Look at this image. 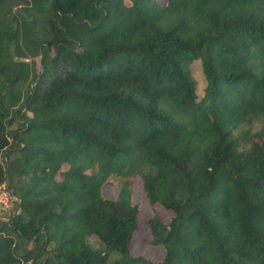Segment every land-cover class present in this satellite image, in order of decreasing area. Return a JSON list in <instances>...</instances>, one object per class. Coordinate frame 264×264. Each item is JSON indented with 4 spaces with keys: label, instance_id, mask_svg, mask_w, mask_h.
Instances as JSON below:
<instances>
[{
    "label": "trees",
    "instance_id": "trees-1",
    "mask_svg": "<svg viewBox=\"0 0 264 264\" xmlns=\"http://www.w3.org/2000/svg\"><path fill=\"white\" fill-rule=\"evenodd\" d=\"M7 171L0 264H264V0H0Z\"/></svg>",
    "mask_w": 264,
    "mask_h": 264
},
{
    "label": "rangeland",
    "instance_id": "rangeland-1",
    "mask_svg": "<svg viewBox=\"0 0 264 264\" xmlns=\"http://www.w3.org/2000/svg\"><path fill=\"white\" fill-rule=\"evenodd\" d=\"M191 73L196 80L198 92H201L203 78L197 61L193 62L191 65ZM3 187L0 189V219H6L9 213L15 212V205L12 202L8 191L5 189L4 184ZM103 193L108 197H115L116 187L111 185L104 186ZM132 201L138 203L139 205V216L137 218V228L134 232L131 244V251L134 255L142 254L145 257L157 259L161 256L162 250L148 242L149 234L146 222L150 218L151 209L146 202L145 196L140 189L139 182L136 179H134L132 183ZM158 210L160 211L164 221H168L170 219V212L161 208H158Z\"/></svg>",
    "mask_w": 264,
    "mask_h": 264
},
{
    "label": "water",
    "instance_id": "water-1",
    "mask_svg": "<svg viewBox=\"0 0 264 264\" xmlns=\"http://www.w3.org/2000/svg\"><path fill=\"white\" fill-rule=\"evenodd\" d=\"M6 170H7V168H6ZM8 177H9V176H8V171H7V174H6V181H5V184H4V185H5V189H8V182H9V181H8Z\"/></svg>",
    "mask_w": 264,
    "mask_h": 264
},
{
    "label": "built area",
    "instance_id": "built-area-1",
    "mask_svg": "<svg viewBox=\"0 0 264 264\" xmlns=\"http://www.w3.org/2000/svg\"><path fill=\"white\" fill-rule=\"evenodd\" d=\"M1 187H3V186H1ZM1 187H0V189H1ZM4 188V187H3Z\"/></svg>",
    "mask_w": 264,
    "mask_h": 264
}]
</instances>
